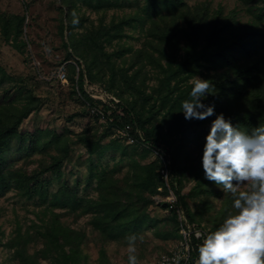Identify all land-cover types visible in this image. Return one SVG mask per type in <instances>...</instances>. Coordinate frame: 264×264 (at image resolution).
<instances>
[{"label": "rangeland", "instance_id": "obj_1", "mask_svg": "<svg viewBox=\"0 0 264 264\" xmlns=\"http://www.w3.org/2000/svg\"><path fill=\"white\" fill-rule=\"evenodd\" d=\"M184 1L188 8L171 11L167 7L153 15L146 11V0H0V117L11 121L23 108L29 109L20 118L6 151L4 177L9 187L0 190V264H128L126 237L132 234L137 236L138 264H154L181 242L183 225L191 224L206 234L232 211L231 194L205 178L198 144L182 138L179 128H184L185 117L180 106L167 103L162 108L157 101L171 88L174 98L180 91L189 94L195 77L211 80L228 69L200 59L207 34L197 39L179 31L174 36L176 45L158 36L175 20L188 25V13L193 17L197 9L203 13L208 6L212 14L236 15L239 23L260 22L259 55H264V18L262 22L257 19L262 2ZM70 2L75 4L72 34L66 29ZM167 31L173 33L171 28ZM70 42L78 47L86 42L100 55L102 68L94 70L93 78L87 77L85 83L94 105L103 108L114 100L134 106L149 129L178 147L184 166L182 193L195 221L190 222L178 207L177 194L166 179V149L147 147L111 126L80 95L77 61L83 59L75 55L66 60L65 44ZM187 60L174 76L171 69ZM55 157L62 159L61 166L47 170ZM147 166L156 175V187L153 183L150 189L136 185L143 196L136 206L146 220L138 230L123 228L114 233L109 225L114 215L102 219L88 206L89 200H100L98 179L92 173L106 170L118 180L133 181ZM17 169L42 174L43 196L30 197L25 187L10 178ZM67 184L71 193H63ZM50 221L53 225L47 231ZM54 224L74 239L76 259L70 261L62 255L60 244L66 243L62 238L59 244L49 238Z\"/></svg>", "mask_w": 264, "mask_h": 264}, {"label": "trees", "instance_id": "obj_2", "mask_svg": "<svg viewBox=\"0 0 264 264\" xmlns=\"http://www.w3.org/2000/svg\"><path fill=\"white\" fill-rule=\"evenodd\" d=\"M260 1L262 2V6L260 12L257 14V19H260L262 22L264 18V0ZM182 6H187L188 8L184 0H146L145 8L149 13L153 12V15H158L161 13V9L169 7L168 9L171 11H181L183 10ZM74 7L75 4L70 2L67 7L68 11L66 12V18L69 20L66 29L70 34L73 32ZM195 13L197 14H194L193 17L188 13L186 17L188 25L181 26L178 24L179 21L175 20L173 24L168 25L167 29L160 32L161 35L158 37L162 41L166 39V41L176 45L174 36L179 31L189 38H192L191 34H194L197 39H202L203 35L207 34L206 38L208 40L205 44V49L199 52L201 54L200 59L211 60L214 66L221 64L228 69L225 73H218L215 78L209 80L214 86L213 94L205 101L202 100L205 105L214 107L213 114L206 119H193L190 123H187L186 119L179 121V123L181 121L184 122L182 126L184 128H179L180 133L184 134L182 138L184 137V140L193 139L192 141L196 142L200 151L202 150L203 152L206 136L210 131L212 121L221 113H223L226 119H230L234 126L242 125L248 132L264 123V55H259L258 44L259 42L261 43V40L258 39V35L260 34L258 24L260 22L239 23L236 15L233 14L229 18H226L223 17L221 11L212 14L208 6L204 8L203 13H201L200 9H197ZM169 28L172 29L173 33L168 35L169 32L167 30ZM65 45L68 48V58L66 60L77 55L84 61V63L81 59V61H77V66L80 68L78 77L80 95L94 108L100 109L111 126L128 132L132 135V138L146 144L147 147L158 148L161 146L163 149H166L167 156L165 157L169 171V185L177 194V205L184 209L190 222L195 221L189 202L182 193L184 166L181 164L178 147H174L163 134H156L153 129H149L146 126L147 121L143 120L140 112L134 106L128 104L126 106L114 100H111V102L113 103L112 105L117 104L115 107L105 104L103 108H98V105H94L92 98L87 93L85 83L86 78H93L92 74L94 70H99L101 67L100 55L94 49H90L86 42L85 46L82 47H78L74 42L66 43ZM188 63L189 61L180 63L178 67L171 69V73L174 76L179 75L183 66ZM76 70V66L73 65V72H76ZM172 89L160 95L157 100L161 105L160 107H166L167 103H171V107L180 106L179 108H181L182 101L189 98L187 91H180L181 94L174 98L172 95L175 90ZM119 107L120 112L118 111ZM28 111L27 107L23 108L21 112L19 111L20 114L16 117L18 120L15 118L14 120L7 121L5 118L0 117V190H8L9 187V183L6 182L4 175L7 172L6 151L12 138L11 135L16 131L20 118ZM171 113L169 114L172 115ZM140 130L143 131V134L140 133ZM61 164L62 159L55 157L52 166L46 169L53 168L56 170V167L58 165L61 166ZM150 168V166L145 167L144 174H135L136 178L133 181V178L131 181L118 180L114 178L113 172H107L106 170L92 173L93 177L98 179L100 200H89L88 206L92 210L96 209L95 213L99 217H102V219H105V216L110 213L114 215L109 224L114 233L119 232L123 228V231L130 229L138 230L146 220V215L136 206L143 197L140 190L138 191L136 188V185L141 184L140 187L144 186L150 189V183H153V187H156V175L151 171L153 169ZM153 168L155 169V165H153ZM12 172L13 176L10 178L15 179L19 185L25 187L30 197L43 196L41 191L42 187H44V180L41 183L39 182V177L42 175L40 172L28 174L19 169ZM137 178L142 183H137ZM62 188L63 193H71V188L68 184L63 185ZM58 199L60 200L59 195ZM106 208H108L107 211ZM50 224H52L51 221L45 227L47 231L51 227ZM53 227L54 230L49 234V238L55 240L56 244H59L62 238L66 242H63L64 245L60 244L62 255H66L70 261L76 259L74 248L76 246L74 245L75 241L72 236L68 235L67 230L63 227H56L55 224ZM201 234L196 235L194 233L192 235L194 246L193 264H196L197 261L198 246L202 242ZM0 245H2L1 240ZM67 245L70 246L71 251H65Z\"/></svg>", "mask_w": 264, "mask_h": 264}, {"label": "clouds", "instance_id": "obj_3", "mask_svg": "<svg viewBox=\"0 0 264 264\" xmlns=\"http://www.w3.org/2000/svg\"><path fill=\"white\" fill-rule=\"evenodd\" d=\"M213 91L211 81L195 77L189 98L181 103L186 120L213 114L214 107L202 102ZM202 166L207 180L231 194L232 211L214 231L201 234L196 264H264V123L248 132L223 113L217 115L206 136ZM126 239L128 264H138L137 236ZM181 259L187 256H175L173 264Z\"/></svg>", "mask_w": 264, "mask_h": 264}, {"label": "built area", "instance_id": "obj_4", "mask_svg": "<svg viewBox=\"0 0 264 264\" xmlns=\"http://www.w3.org/2000/svg\"><path fill=\"white\" fill-rule=\"evenodd\" d=\"M65 77V73L63 74ZM97 114H103V112L97 108H94L93 110ZM166 179H169V172L166 170L165 172ZM202 232L201 229H196L195 226H192L191 224H186L182 226V235L183 238L181 242L176 245L173 249H171L169 252L161 255L154 264H165L164 258L167 257V264H173V259L175 256L179 254H184L187 256V259H181L180 264H193V251L194 246L192 242V235L195 233L196 235H200Z\"/></svg>", "mask_w": 264, "mask_h": 264}]
</instances>
